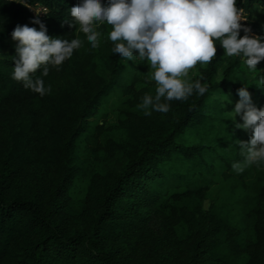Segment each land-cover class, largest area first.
Wrapping results in <instances>:
<instances>
[{"label": "trees", "instance_id": "trees-1", "mask_svg": "<svg viewBox=\"0 0 264 264\" xmlns=\"http://www.w3.org/2000/svg\"><path fill=\"white\" fill-rule=\"evenodd\" d=\"M29 2L47 10L39 18L50 37L82 44L49 66L44 96L0 59V264H264V164L232 169L244 159L235 141L249 135L218 98L246 86L264 107V61L250 71L230 57L217 82V41L216 57L195 66L208 91L145 116L139 105L156 82L146 61L113 53L111 26L99 25L92 48L65 22L79 0ZM237 7L241 23L264 35V0ZM35 16L0 0V40L18 24L39 30ZM110 109L118 127L107 124Z\"/></svg>", "mask_w": 264, "mask_h": 264}, {"label": "clouds", "instance_id": "clouds-1", "mask_svg": "<svg viewBox=\"0 0 264 264\" xmlns=\"http://www.w3.org/2000/svg\"><path fill=\"white\" fill-rule=\"evenodd\" d=\"M16 2L34 9L36 16L31 23L39 30L18 24L11 32L17 42L12 79L44 96L51 92L43 79L49 74V66L59 69L82 41L50 37L39 18L41 12L47 11L39 10L29 0ZM68 11L73 20L65 22L73 28L78 25L92 48L100 45L99 25L107 24L111 26L108 38L113 42L114 54L128 61L147 62L156 89L154 95L142 97L139 107L145 116L153 111L169 112V102L186 100L194 90L199 95L208 91L200 80L191 81L188 73L198 63L207 64L216 57L217 41L224 56L240 58L250 71L258 70L257 65L264 61V35L252 34L251 28L241 23L246 19L237 0H79ZM237 94L232 120L235 128L250 133L247 141H235L244 159L233 162L232 169L240 173L250 165L264 164V107H256L246 86L238 88ZM223 96L225 103L228 98ZM237 116L243 123L236 122Z\"/></svg>", "mask_w": 264, "mask_h": 264}, {"label": "rangeland", "instance_id": "rangeland-1", "mask_svg": "<svg viewBox=\"0 0 264 264\" xmlns=\"http://www.w3.org/2000/svg\"><path fill=\"white\" fill-rule=\"evenodd\" d=\"M37 8L39 10H46L43 7H37ZM32 12L36 15L34 9H32ZM45 16H46V13L41 12L39 14V17H43L44 18ZM258 17H260V18L263 17V14L259 13ZM244 21H246V20H244ZM244 21H241V22H244ZM16 43L17 42L13 41L12 37L0 40V59H8V60L13 61L12 57L15 56ZM229 59H230V57L223 56V58L218 60L220 66H221V69L219 70V73L216 76V81L217 82H221L223 80L224 69H222V67H225L228 64ZM244 68H247V67L245 66ZM150 71L152 73L151 69H150ZM197 75H198V70H196V68L193 67L192 69L189 70L188 78L191 81L194 82V79L197 77ZM236 75L238 77H243L244 76L242 73H238ZM255 77H256V74L253 73V76H252V83L253 84H255ZM223 94L224 93H218V98L221 99L223 105L227 108L226 111H227V114H228V113H230L233 110V108L235 106V103L238 102V100H239V97L235 96L233 93L224 94L228 98V101H231V103H228V101H225V103H224ZM254 104L256 105V103H254ZM229 108H231L232 110L230 111ZM108 114H109V118H108L107 124L109 126H111V127H118L119 126V113L117 111H113V110L110 109ZM231 115H233V114L231 113ZM235 120H236L237 123H243V121L240 120L239 116H237L235 118ZM241 130H243V129H241ZM246 133L250 136L249 132H246ZM206 208H208V204L207 203H206Z\"/></svg>", "mask_w": 264, "mask_h": 264}]
</instances>
